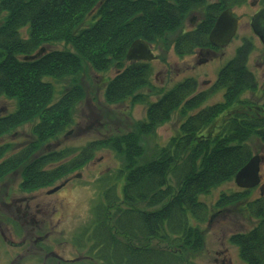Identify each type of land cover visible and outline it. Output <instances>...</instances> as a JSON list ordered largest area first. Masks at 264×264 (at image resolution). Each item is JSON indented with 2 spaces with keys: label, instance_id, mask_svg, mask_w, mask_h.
Wrapping results in <instances>:
<instances>
[{
  "label": "trees",
  "instance_id": "1",
  "mask_svg": "<svg viewBox=\"0 0 264 264\" xmlns=\"http://www.w3.org/2000/svg\"><path fill=\"white\" fill-rule=\"evenodd\" d=\"M246 2L0 0V15H5L0 26V99L16 103L12 113L0 116V140L25 124L32 125L35 137L15 154L10 153L11 145H0V182L18 171L21 190L43 189L82 168L106 147L124 162L118 171L124 180L120 196L116 180L100 190L92 205V220L74 238L81 256L64 264H193L194 253L203 243L199 225L208 213L199 197L234 180L252 157V140L264 146V97L263 104H256L245 96L257 90V81L248 69L253 44L244 40L208 90L199 91L197 81L187 78L163 90L152 103L146 95L136 94L151 88L150 65L127 63L126 53L137 40L156 44L174 33L173 49L179 58L215 49L208 35L216 18ZM198 11L205 13L203 22L182 32L186 16ZM56 44L67 48L51 50ZM41 48L45 52L39 58L23 60ZM84 64L100 73L114 68L117 72L105 84L106 103L148 102L145 118L137 122L133 133L90 142L72 160L51 168L73 151L38 155L37 146L73 124L71 114L84 92L81 85H75L54 101L52 86L44 79L74 77ZM219 92L220 102L202 107ZM176 112L185 117L178 135L157 149L153 159L140 162V138L153 136ZM104 179L107 177L100 179L101 185ZM250 193L222 194L214 206L217 212L226 213L229 207L242 205L247 219L256 221L249 231L232 235L229 242L239 249L246 264H264V192L247 201ZM243 200L246 202L241 203ZM153 239L169 240L167 248L151 247Z\"/></svg>",
  "mask_w": 264,
  "mask_h": 264
},
{
  "label": "rangeland",
  "instance_id": "2",
  "mask_svg": "<svg viewBox=\"0 0 264 264\" xmlns=\"http://www.w3.org/2000/svg\"><path fill=\"white\" fill-rule=\"evenodd\" d=\"M212 1L214 0H210V2ZM262 8H264V4L261 0H247L243 6L233 9V13L239 21L238 32L225 48L210 49L204 52L197 51L191 56L179 58L173 49L176 33L167 34L158 43L150 44L151 53L156 57L149 64L151 88L142 89L136 94L146 95L148 102L152 103L160 98L163 90L166 92L187 78H193L197 81L199 91L208 90L211 84L216 81L219 71L233 58L236 49L242 45L244 40H247L253 44V50L248 58V69L257 81V90L254 93H247L245 96L251 102L263 104L264 48L257 37L253 35L255 32L252 28L253 23L261 27L264 18V9ZM4 16V14L0 15V26L4 23ZM204 18L205 13L203 11L190 13L185 18L182 32L195 29L203 22ZM22 35L23 38L26 37L25 29L22 31ZM66 48L65 45L61 44L50 47L51 50H65ZM114 70L113 68L110 72L100 73L93 71L89 65L84 64L82 72L74 77H47L44 79L52 86L54 101H58L65 91L75 85H81L80 87L84 92L83 99L71 114L73 124L51 141L42 146H37L35 154L38 155L46 154V152L73 151L70 157L53 166L51 165V168L72 160L90 142L104 141L129 134V132L133 133L137 122L145 118L148 102L132 103L129 100L114 105L106 103L104 98L105 84L107 80L109 81L114 77L115 72H117ZM221 100L222 92L216 93L209 97L202 107ZM15 108V101L0 99V116L12 113ZM184 121L185 117L176 112L168 122L157 127L153 136L140 138L141 145H139L143 151L140 162L153 159L157 149L178 135L180 124ZM31 126V124H25L17 127L0 140V145H11V154L19 152L35 141V137L31 134ZM251 148L252 157L260 156L263 158L260 164V176L264 190V146H260L256 140H252ZM123 165V159L117 156L112 148L106 147L98 150L93 159L82 168L72 171L51 186L32 192H25L20 189L21 177L17 171L9 174L0 182V199L28 197L27 195L32 193L30 196L36 197L37 201H42L47 205L51 216L50 227L55 228V234L44 245L52 247L53 252L62 258L74 260L81 256L74 245V238L92 220V205L100 190L113 184L116 180V191L120 196V189L124 180L119 177L118 171L122 170ZM102 177H107V179H104L101 185L100 179ZM117 178L120 179L117 181ZM67 179H70L71 182L61 190ZM169 179L171 185L175 186L174 179L171 177ZM108 180H110L109 183H105ZM63 182L65 183L59 191L53 195L48 194L49 191ZM260 190L259 186L249 189L248 191L251 193L247 201L254 200L260 194ZM243 191L246 190L239 189L233 180L230 183L215 187L209 193L199 197V200L208 207V213L205 222L199 225V229L203 233V243L201 250L194 253L193 264H215L214 260L217 258L226 259L231 264H246L240 259L237 247L230 244L229 239L233 234L249 231L256 224V221L247 219L246 214L242 212V205L229 207L228 211L225 210L226 213L221 212V214L213 216L217 212L214 205L220 195ZM245 202L243 200L241 203ZM53 206L56 209L55 214L53 213ZM85 209H87L86 215ZM193 224L198 226L199 223ZM56 241L60 242L61 245H54ZM168 242L169 240L153 239L150 245L153 248L165 249ZM217 253L219 254L217 255ZM0 259L2 258L0 257ZM0 264H3V261Z\"/></svg>",
  "mask_w": 264,
  "mask_h": 264
},
{
  "label": "flooded vegetation",
  "instance_id": "3",
  "mask_svg": "<svg viewBox=\"0 0 264 264\" xmlns=\"http://www.w3.org/2000/svg\"><path fill=\"white\" fill-rule=\"evenodd\" d=\"M261 26L264 28V18ZM262 36L264 38V35ZM70 182L71 180L67 179L61 190ZM30 194L27 195L28 197L0 199V257L2 258L0 262L3 261V264H61L74 261L62 258L53 252L52 247L44 245L55 234V228L50 227L49 207ZM52 209L55 214V207L53 206ZM54 245L58 246L61 243L56 241ZM214 263L231 264L226 259L219 258L215 259Z\"/></svg>",
  "mask_w": 264,
  "mask_h": 264
},
{
  "label": "water",
  "instance_id": "4",
  "mask_svg": "<svg viewBox=\"0 0 264 264\" xmlns=\"http://www.w3.org/2000/svg\"><path fill=\"white\" fill-rule=\"evenodd\" d=\"M252 28L255 34L260 38L262 44L264 45V28L262 26L252 24ZM238 29V19L233 16L231 9H226L216 18L213 28L211 29L208 40L211 46L215 48L226 47L231 40L236 35ZM44 52L41 49L36 55L31 57H25V61H31L38 58ZM156 57L153 56L149 46L140 40H137L131 44L129 47L126 60L129 62L134 61H144L151 62L155 60ZM262 159L260 156L252 157L247 164L241 168L234 177L235 185L240 189H253L260 183V163ZM62 185L57 186L48 192V194H53L58 191Z\"/></svg>",
  "mask_w": 264,
  "mask_h": 264
},
{
  "label": "clouds",
  "instance_id": "5",
  "mask_svg": "<svg viewBox=\"0 0 264 264\" xmlns=\"http://www.w3.org/2000/svg\"><path fill=\"white\" fill-rule=\"evenodd\" d=\"M86 213H87V209H85V215H86Z\"/></svg>",
  "mask_w": 264,
  "mask_h": 264
}]
</instances>
